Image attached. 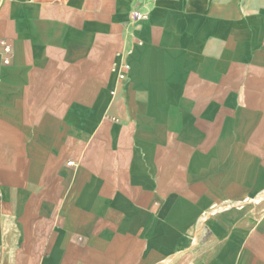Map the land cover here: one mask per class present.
<instances>
[{"label":"crops","instance_id":"obj_1","mask_svg":"<svg viewBox=\"0 0 264 264\" xmlns=\"http://www.w3.org/2000/svg\"><path fill=\"white\" fill-rule=\"evenodd\" d=\"M0 264H264V0H0Z\"/></svg>","mask_w":264,"mask_h":264},{"label":"built area","instance_id":"obj_2","mask_svg":"<svg viewBox=\"0 0 264 264\" xmlns=\"http://www.w3.org/2000/svg\"><path fill=\"white\" fill-rule=\"evenodd\" d=\"M135 17L139 19L141 16L139 15V13H135ZM4 49L6 52H9V50H10L9 46H7V45H4ZM7 62H8V60H6V63ZM125 78H126L125 73L120 74V79L124 80Z\"/></svg>","mask_w":264,"mask_h":264},{"label":"rangeland","instance_id":"obj_3","mask_svg":"<svg viewBox=\"0 0 264 264\" xmlns=\"http://www.w3.org/2000/svg\"><path fill=\"white\" fill-rule=\"evenodd\" d=\"M242 1V0H241Z\"/></svg>","mask_w":264,"mask_h":264}]
</instances>
